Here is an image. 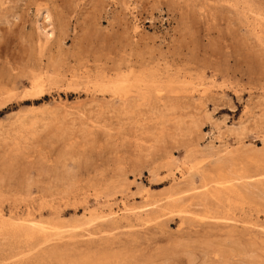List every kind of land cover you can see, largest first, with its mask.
I'll use <instances>...</instances> for the list:
<instances>
[{
	"label": "rangeland",
	"instance_id": "obj_1",
	"mask_svg": "<svg viewBox=\"0 0 264 264\" xmlns=\"http://www.w3.org/2000/svg\"><path fill=\"white\" fill-rule=\"evenodd\" d=\"M263 168L264 0H0V264H264Z\"/></svg>",
	"mask_w": 264,
	"mask_h": 264
},
{
	"label": "bare ground",
	"instance_id": "obj_2",
	"mask_svg": "<svg viewBox=\"0 0 264 264\" xmlns=\"http://www.w3.org/2000/svg\"><path fill=\"white\" fill-rule=\"evenodd\" d=\"M254 150H255V149H254ZM237 151H239V150H237ZM242 151L244 152L245 150L242 149ZM256 151H257V150H256ZM252 152H253V151H252ZM228 153H229V152H228ZM231 153H233V152H231ZM245 153H246V152H245ZM245 153H244V154H245ZM247 153L249 154V153H251V151H250V152L247 151ZM247 153H246V154H247ZM253 153H255V151H254ZM256 153H259V152H256ZM236 154H237V153H236ZM236 154H235V155H236ZM244 154H243V155H244ZM231 155H232V154H231ZM237 155H238V154H237ZM239 155H240V154H239ZM239 155H238V156H239ZM241 155H242V153H241ZM251 155H252V153H251ZM232 156H233V155H232ZM232 156H231V157H232ZM244 156H245V155H244ZM253 156H254V154H253ZM227 157H228V156H227ZM227 157H226V158H227ZM229 157H230V156H229ZM231 157H230V158H231ZM240 157H241V156H240ZM257 157H258V156H257ZM222 158H223V157H222ZM224 158H225V157H224ZM226 158H225V159H226ZM242 158H243V156L241 157V159H242ZM245 158H246V157H245ZM252 158H253V157H252ZM255 158H256V157H255ZM220 159H221V158H220ZM225 159H224V160H225ZM227 159H228V158H227ZM256 159H257V158H256ZM234 160H235V159H234ZM237 160H238V158H237ZM239 160H240V159H239ZM244 160H245V159H244ZM258 160H259V158H258ZM216 161H217V160H216ZM218 161H219V160H218ZM226 161H227V160H226ZM229 161H230V160H229ZM229 161H228V162H229ZM240 161H241V160H240ZM252 161H254V160L252 159ZM252 161L250 160V162H249V159H248V162H249V163H252ZM259 161H260V160H259ZM231 162H232V161H231ZM238 162H239V161H238ZM238 162H237V164H238ZM242 162H243V161H242ZM242 162H241V163H242ZM246 162H247V161H246ZM248 162H247V163H248ZM254 162H255V161H254ZM213 163H214V162H213ZM219 163H220V162H219ZM223 163H224V162H223ZM226 163H227V162H226ZM226 163H225V166H226ZM249 163H248V165H249ZM234 164H235V163H234ZM242 164H244V163H242ZM252 164H253V163H252ZM254 164H255V163H254ZM259 164H260V163H259ZM222 165H224V164H222ZM229 165H230V163L227 164L226 169L228 168ZM239 165H240V164H239ZM246 165H247V164H246ZM257 165H258V164H257ZM225 166H222V168L225 169ZM233 166H234V165H233ZM233 166L230 165V167H233ZM244 166H245V164H244ZM244 166H242V167H244ZM238 167H239V166H237V168H236V166H235L236 169H234V170H231V169L229 168L228 171H231L230 173L227 174L228 171L226 170V175H223V176H222V174H221V176L219 177V178H220L219 180L211 181L210 183H208L209 185L212 184V186L215 187V188H214V189H215V192H214V193H215L216 197L219 198V199H216V200H218V201H219V200H224L223 202L233 204L232 202H235L238 198H241V197H239L241 193L238 192V190H239L238 187H240V185H242V184H241V181H242L243 179L246 180V179H245L246 176L244 175V174H246V173H242V174L245 176V177H244V176L239 172V170H237V169H239ZM242 167H241V168H242ZM248 167H249V166H248ZM251 167H252V165H251ZM254 167H256V165L253 166V167L251 168V171L253 170ZM257 167H258V166H257ZM259 167H260V166H259ZM220 168H221V167H220ZM222 168H221V169H222ZM244 168H245V167H244ZM260 169H261V168H260ZM263 169H264V168H263ZM241 170H242V169H241ZM246 170H249V168L245 169V171H246ZM254 170H255V169H254ZM256 170H257V169H256ZM256 170L253 171V172H256ZM219 171H220V170H219ZM223 171H224V173H225V170H223ZM214 172H215V171H214ZM214 172H213V173H214ZM216 173H217V172H216ZM220 173H222V172H220ZM262 173H263V172H262ZM250 174H251V173H250ZM250 174H249V171H248V174H247V175H250ZM214 175H215V174H214ZM217 175H218V174H217ZM256 175H257V174H256ZM250 176H251V175H250ZM258 176H262V174H261V175H258ZM209 177H210V176H209ZM211 177H212V175H211ZM216 177H217V176H216ZM247 177H248V178H247ZM247 177H246V178L250 180L251 177H249V176H247ZM204 178H205V177H204ZM214 178H215V177H214ZM254 178H255V177H254ZM254 178H253V179H254ZM258 178H259V177H258ZM263 178H264V177H263ZM216 179H217V178H216ZM204 180H206V179H204ZM251 180H252V179H251ZM258 180H260V179H258ZM208 181H209V180H208ZM247 182H248V181H247ZM249 182H250V181H249ZM251 182H254V181L252 180ZM251 182H250V183H251ZM257 182H258V181H257ZM244 183H245V181H244ZM213 184H215V186H214ZM254 184H255V186H256V182H254ZM261 184H262V181H261ZM261 184H260V185H261ZM203 185H204V184H202V186H203ZM206 185H207V184H206ZM249 185H251V184H249ZM249 185H248V186H249ZM252 185H253V184H252ZM252 185H251V187H252ZM263 185H264V184H263ZM212 186H211V187H212ZM243 186H245V185L243 184ZM243 186H242V187H243ZM207 187H208V186H207ZM245 187H247V186H245ZM245 187H244V189H245ZM253 187H254V185H253ZM203 188H204V187H203ZM199 189H200V188H199ZM206 189H207V188H206ZM206 189H205V190H206ZM208 189H209V188H208ZM246 189H248V187H247ZM213 191H214V190H213ZM240 191H242V190H240ZM248 191H249V189H248ZM206 192H207V191H206ZM243 192L245 193V191H243ZM243 192H242V193H243ZM248 193H249V192H248ZM250 193H251V191H250ZM204 194H205V193H204ZM201 195H202V194H201ZM203 196H205V195H203ZM241 196H242V194H241ZM243 196H244V195H243ZM200 197H201V196H200ZM216 197L213 196L214 199H215ZM245 197H246V196H245ZM206 198H208V197H206ZM206 198H205V200H206ZM220 198H221V199H220ZM247 198H249V197L247 196ZM247 198H246V199H247ZM202 199H204V198H202ZM208 199L210 200L211 198L209 197ZM208 199H207V200H208ZM242 199H243V198H242ZM207 200H206V201H207ZM232 200H233V201H232ZM247 200H248V199H247ZM206 201H204V202H206ZM210 201L213 202L214 200L211 199ZM210 201H209V202H210ZM237 201H239V200H237ZM245 201H246V200H245ZM207 202H208V201H207ZM223 202H222V203H223ZM213 203H216V202H213ZM220 203H221V202H220ZM220 203H218V206L220 205ZM222 203H221V204H222ZM237 203H238V202H235V204H237ZM239 203H241V202H239ZM242 203H243V202H242ZM244 203H246V202H244ZM247 203H248V202H247ZM247 203H246V204H247ZM202 204H203V203H202ZM209 204L212 205V203H209ZM209 204H208V205H209ZM246 204H244V205H246ZM213 205H216V204H213ZM213 205H212V206H213ZM223 205H224V203H223ZM223 205H221V206H223ZM233 205H234V204H233ZM233 205H232V206H233ZM237 205H238V204H237ZM221 206H220V207H221ZM234 206H235V205H234ZM241 206H242V205H241ZM213 207H214V206H213ZM216 207H217V206H216ZM229 207H231V205H230ZM237 207H238V206H237ZM239 207H240V206H239ZM211 208H212V207H211ZM217 208H219V207H217ZM222 208H223V207H222ZM226 208H228V206H227ZM215 209H216V208H215ZM224 209H225V208H224ZM234 209H235V207H234ZM240 209H242V208H240ZM243 209H244V208H243ZM216 210H217V209H216ZM235 210H236V209H235ZM237 210H238V209H237ZM230 211L232 212V210H230ZM242 212H243V211H242ZM225 214H227V213H225ZM225 214H224V215H225ZM229 214H230V213H229ZM224 218H226V217H224ZM233 218H234V217H233ZM233 218H232V219H233ZM232 219H231V220H232ZM238 219H240V218H238ZM233 221H234V220H233ZM241 221H242V220H241ZM241 221H240V222H241ZM235 222H236V224H238V223H237L238 220L235 221ZM226 223H227V222H226ZM229 223H230V222H229ZM229 223H227V224H229ZM241 223H242V222H241ZM230 224H231V223H230ZM230 224H229V225H230ZM11 226H12V225H11ZM19 226H20V225H19ZM37 226H39V225H37ZM40 226H41V225H40ZM231 226H232V225H231ZM42 227H43V226H42ZM227 227H228V226H227ZM235 227H236V226H235ZM13 228H14V227H13ZM23 228H24V226H23ZM26 228H27V226H26ZM50 228H51V227H50ZM238 228H240V227H238ZM52 229H53V228H52ZM231 229H232V227H231ZM235 229H236V228H235ZM235 229H234V230H235ZM245 229H246V228H245ZM14 230H15V228H14ZM22 230H23V229H22ZM53 230H54V229H53ZM55 230H56V229H55ZM55 230H54V231H55ZM236 230H237V229H236ZM31 231H32V229H31ZM33 231H34L33 235H34L35 233H40V234L42 235V237L45 239L43 244H47V243H50V242L52 241V240H51L52 237L48 235V233H50V232L48 231L47 227H46V228H41V229H38V228H37V229H35V230H33ZM59 231H60V230H59ZM230 231H231V230H230ZM238 231H240V230H238ZM1 232L7 234V232H4V231H1ZM12 232H13V231H12ZM233 232H234V231H233ZM233 232H232V233H233ZM10 233H11V232H8V234H10ZM51 233H53V234L55 235V237H60V236H61V233H60V232H53V231H51ZM234 233H236V232H234ZM1 234H2V233H1ZM13 234H14V233H13ZM236 234H237V233H236ZM4 235H5V234H4ZM229 235H231V234H229ZM10 236H11V235H9V238H10ZM5 237H6V236H5ZM11 237H12V236H11ZM2 238H3V236H2ZM230 238H231V242H232V238H233V237H230ZM55 240H57V239H55ZM229 241H230V240H229ZM236 242H237V241H236ZM230 244H231V243H230ZM235 244H236V243H235ZM233 245H234V244H233ZM239 245L241 246V244H239ZM239 245H236L235 247H237V246H239ZM230 247H231V245H230ZM241 247H243V245H242ZM232 249L234 250V247H233ZM238 249H239V248H238ZM242 249H243V248H242ZM229 250H230V249H229ZM235 250H236V248H235ZM231 251H232V250H231ZM242 251H243V250H242ZM244 251H245V250H244ZM234 252H235V251H234ZM231 253H232V252H231ZM233 254H234V253H233ZM233 254H232V255H233ZM227 263H228V262H226V264H227Z\"/></svg>",
	"mask_w": 264,
	"mask_h": 264
}]
</instances>
